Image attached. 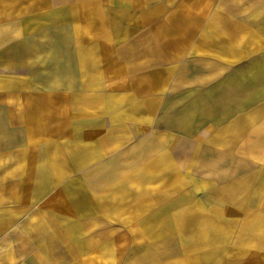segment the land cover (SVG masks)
<instances>
[{
    "label": "crops",
    "instance_id": "0c3cea01",
    "mask_svg": "<svg viewBox=\"0 0 264 264\" xmlns=\"http://www.w3.org/2000/svg\"><path fill=\"white\" fill-rule=\"evenodd\" d=\"M0 264H264V0H0Z\"/></svg>",
    "mask_w": 264,
    "mask_h": 264
},
{
    "label": "rangeland",
    "instance_id": "374dc122",
    "mask_svg": "<svg viewBox=\"0 0 264 264\" xmlns=\"http://www.w3.org/2000/svg\"><path fill=\"white\" fill-rule=\"evenodd\" d=\"M226 161V164H229V163H231L230 161H228L227 159L225 160ZM243 243H244V237H239L238 238V245H243Z\"/></svg>",
    "mask_w": 264,
    "mask_h": 264
}]
</instances>
